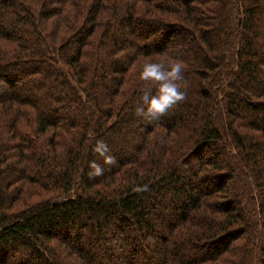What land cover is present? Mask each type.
Returning a JSON list of instances; mask_svg holds the SVG:
<instances>
[{
    "label": "trees",
    "instance_id": "16d2710c",
    "mask_svg": "<svg viewBox=\"0 0 264 264\" xmlns=\"http://www.w3.org/2000/svg\"><path fill=\"white\" fill-rule=\"evenodd\" d=\"M0 264H264V0H0Z\"/></svg>",
    "mask_w": 264,
    "mask_h": 264
},
{
    "label": "clouds",
    "instance_id": "9594fccd",
    "mask_svg": "<svg viewBox=\"0 0 264 264\" xmlns=\"http://www.w3.org/2000/svg\"><path fill=\"white\" fill-rule=\"evenodd\" d=\"M139 80L147 87L136 107V115L144 118L159 119L179 102L186 99L188 82L184 76V65L180 61L146 60L140 71ZM92 151L100 158L88 162L90 178L103 176L105 166L116 163L109 147L103 139L95 140Z\"/></svg>",
    "mask_w": 264,
    "mask_h": 264
},
{
    "label": "rangeland",
    "instance_id": "374dc122",
    "mask_svg": "<svg viewBox=\"0 0 264 264\" xmlns=\"http://www.w3.org/2000/svg\"><path fill=\"white\" fill-rule=\"evenodd\" d=\"M49 4H50V6H53V5H54L53 3H49ZM259 9H260V8H259ZM182 36H184V33L182 34ZM183 104H184V102H183ZM171 109H174V110H175L176 108H175V106H174V107L171 108ZM176 110H177V109H176ZM176 110H175V111H176ZM177 111H179V110H177ZM183 112H185V113H187V112L191 113V110L188 109V110L186 111V109H184V107H183ZM136 126H137L136 123H132V124H131L132 129H136Z\"/></svg>",
    "mask_w": 264,
    "mask_h": 264
}]
</instances>
